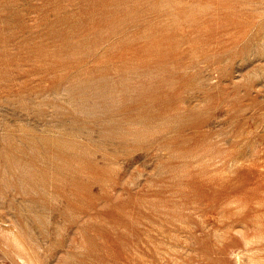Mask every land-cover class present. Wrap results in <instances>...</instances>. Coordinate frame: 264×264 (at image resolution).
Segmentation results:
<instances>
[{"label":"rangeland","instance_id":"374dc122","mask_svg":"<svg viewBox=\"0 0 264 264\" xmlns=\"http://www.w3.org/2000/svg\"><path fill=\"white\" fill-rule=\"evenodd\" d=\"M0 264H264V0H0Z\"/></svg>","mask_w":264,"mask_h":264}]
</instances>
